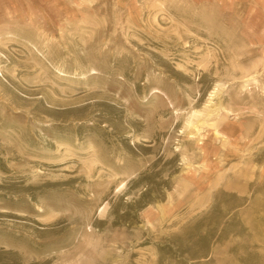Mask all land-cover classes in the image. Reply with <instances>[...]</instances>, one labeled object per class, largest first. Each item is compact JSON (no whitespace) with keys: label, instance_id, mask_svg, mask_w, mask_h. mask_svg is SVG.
I'll return each mask as SVG.
<instances>
[{"label":"rangeland","instance_id":"1","mask_svg":"<svg viewBox=\"0 0 264 264\" xmlns=\"http://www.w3.org/2000/svg\"><path fill=\"white\" fill-rule=\"evenodd\" d=\"M0 264H264V0H0Z\"/></svg>","mask_w":264,"mask_h":264}]
</instances>
